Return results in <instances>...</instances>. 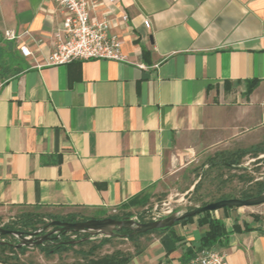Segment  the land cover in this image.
Masks as SVG:
<instances>
[{
  "label": "crops",
  "instance_id": "0c3cea01",
  "mask_svg": "<svg viewBox=\"0 0 264 264\" xmlns=\"http://www.w3.org/2000/svg\"><path fill=\"white\" fill-rule=\"evenodd\" d=\"M100 10L128 15L115 29L128 62L46 66L65 20L57 2L0 0V208L105 216L178 165L264 147V0H117ZM243 213L213 212L229 233L214 248L229 264H264V212ZM201 217L148 235L128 264H183L208 229Z\"/></svg>",
  "mask_w": 264,
  "mask_h": 264
},
{
  "label": "rangeland",
  "instance_id": "374dc122",
  "mask_svg": "<svg viewBox=\"0 0 264 264\" xmlns=\"http://www.w3.org/2000/svg\"><path fill=\"white\" fill-rule=\"evenodd\" d=\"M221 153L217 152L203 156L192 165L184 167L178 165L177 169L167 174L158 186L134 200L125 208L110 211L106 216H101L102 214L97 212H84L82 215L88 220L91 217H101L102 219L130 218L135 222L147 223L201 207L203 201H211L220 194L240 196L243 192L256 189L257 182L264 180V154L258 157L251 154L245 157L240 165L235 168L210 167L212 163L220 162ZM240 209L245 216L250 218L252 214L264 212V205ZM29 215L31 214L27 211L0 208V226L7 230L17 231ZM49 222L51 221L44 219L42 222L37 223L35 227L41 228ZM69 238L71 241H78L84 238V234H77L74 237L69 236ZM103 238L106 237L102 235L87 236L82 239L85 244L76 243L71 251L56 255H47L38 247L24 246L26 251L24 254H20L19 258L24 264H72L81 258L79 252L89 251L92 246L98 245ZM110 238L109 243L95 251V257H101L107 253L111 254L117 250L134 254L135 245L144 246L146 241L149 240L148 237H145V239H139L134 243L124 237ZM0 241L9 242L16 246L20 244L19 239L14 236H0Z\"/></svg>",
  "mask_w": 264,
  "mask_h": 264
},
{
  "label": "built area",
  "instance_id": "2783aa9c",
  "mask_svg": "<svg viewBox=\"0 0 264 264\" xmlns=\"http://www.w3.org/2000/svg\"><path fill=\"white\" fill-rule=\"evenodd\" d=\"M54 1L65 15V20L55 33L46 66H64L75 61L91 60L128 62L122 51V41L115 32L119 23L128 22V15L114 17L108 11L98 14L101 7L114 5L117 0H108L107 4L100 0ZM149 25L146 21L145 26L149 28ZM5 36L8 40L20 38L14 32H7ZM20 51L26 58L33 57V52L27 46H21ZM41 228L37 230L41 231ZM187 264H229V261L226 252L212 248L198 252Z\"/></svg>",
  "mask_w": 264,
  "mask_h": 264
},
{
  "label": "trees",
  "instance_id": "16d2710c",
  "mask_svg": "<svg viewBox=\"0 0 264 264\" xmlns=\"http://www.w3.org/2000/svg\"><path fill=\"white\" fill-rule=\"evenodd\" d=\"M255 85L249 90L251 92L254 89ZM255 155L254 157H258L261 154H264V147L258 146L255 149L252 150H241L237 152H228V153H221V160L218 163H212L210 167H225V168H235L238 167L241 163V161L247 157V155ZM197 188V186H196ZM264 193V180L262 182H257L256 189H250L247 192H243L240 196L235 195H229V194H220L217 198L212 199L211 201H203L201 207H204L210 203L222 201V200H230V199H241V200H247L253 197H257ZM235 208H225V211H230ZM213 212H205L199 216H202L199 220L201 226L207 225L208 229L204 233L200 246L197 249L194 248H188L183 264H187L198 252L204 250V249H212L217 245H221L222 242L228 237L229 233L227 232L223 222L219 219H216L212 216ZM106 216V215H105ZM256 219L258 218L257 215L254 216ZM94 219H102L101 217H92ZM44 219H48L50 221L54 220H61L66 222H78V221H86L87 218L84 217H78V216H69L67 218H60L56 216H39V215H29L25 220L22 222L21 228H19L17 231H22L24 233H29L30 231H36L39 229L38 227H35V225L39 222H42ZM121 219V218H117ZM193 218H188L184 221H181L178 224L186 223ZM175 225V226H176ZM45 226V225H44ZM174 226V227H175ZM174 227L168 228V229H161V230H154L152 232H148L146 234L141 235H132L130 230H123L120 232V235L122 237L128 239L129 241H132L136 243L139 239L143 237H147L150 234L153 233H159V232H166V231H172ZM10 228V227H8ZM13 229V228H11ZM235 230L237 232L241 231V225L238 221L235 223ZM245 230L249 231L250 228L248 225H245ZM87 235H84L85 239ZM120 237V236H117ZM82 239H79V244L83 245L85 244ZM111 238H103L101 242L98 245H94L90 248L89 251L85 252H79L80 259L77 262H74L72 264H128L134 255H138L140 252L143 251L145 246H138L135 245V253H126L120 250H117L111 254L107 253L104 256L101 257H95V251L99 250L100 248L104 247L107 243H109ZM71 240L68 235H62L60 239L55 240L54 243H46L44 245L39 246L38 248L45 252L47 255H56L61 254L63 252H69L71 251L76 244H70ZM26 251L25 247H22L20 249L17 248L16 245H13L12 243L6 242V244L0 245V262L4 264H24L20 261V254H24Z\"/></svg>",
  "mask_w": 264,
  "mask_h": 264
},
{
  "label": "water",
  "instance_id": "95a60500",
  "mask_svg": "<svg viewBox=\"0 0 264 264\" xmlns=\"http://www.w3.org/2000/svg\"><path fill=\"white\" fill-rule=\"evenodd\" d=\"M264 205V193L257 197L247 200L230 199L210 203L204 207H197L193 210L186 211L182 214H173L161 220L147 223L135 222L133 219H89L86 221L66 222L54 220L43 226L40 230L24 233L22 231L7 230L0 226V236H14L19 239L20 244L17 248L22 247H39L46 243H54L55 240L61 238L62 235L68 234H84L90 237L102 235L104 237H116L123 230H130L132 235H141L154 230L168 229L174 227L177 223L188 218L197 217L205 212H216L225 208H252ZM44 232V233H42ZM79 241H71L70 244H76ZM6 244L5 241H0Z\"/></svg>",
  "mask_w": 264,
  "mask_h": 264
}]
</instances>
